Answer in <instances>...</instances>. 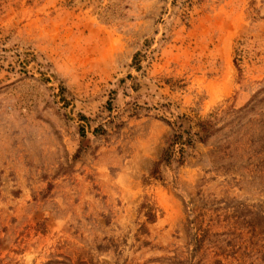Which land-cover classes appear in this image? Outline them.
<instances>
[{
    "label": "rangeland",
    "instance_id": "1",
    "mask_svg": "<svg viewBox=\"0 0 264 264\" xmlns=\"http://www.w3.org/2000/svg\"><path fill=\"white\" fill-rule=\"evenodd\" d=\"M0 264H264V0H0Z\"/></svg>",
    "mask_w": 264,
    "mask_h": 264
},
{
    "label": "trees",
    "instance_id": "2",
    "mask_svg": "<svg viewBox=\"0 0 264 264\" xmlns=\"http://www.w3.org/2000/svg\"><path fill=\"white\" fill-rule=\"evenodd\" d=\"M133 60L136 61V55L133 57ZM164 121L173 129L160 158V161L165 163H170L176 153L179 154L178 162L181 163L185 153V147L192 146L196 142L204 141L216 130L212 120L193 119L187 115H179L172 122L169 120ZM152 173L155 174L156 169Z\"/></svg>",
    "mask_w": 264,
    "mask_h": 264
}]
</instances>
